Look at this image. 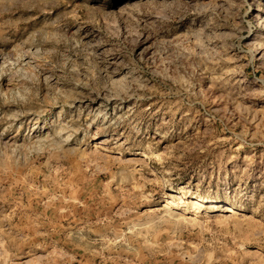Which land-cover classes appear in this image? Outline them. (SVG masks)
Returning a JSON list of instances; mask_svg holds the SVG:
<instances>
[{
	"label": "rangeland",
	"instance_id": "1",
	"mask_svg": "<svg viewBox=\"0 0 264 264\" xmlns=\"http://www.w3.org/2000/svg\"><path fill=\"white\" fill-rule=\"evenodd\" d=\"M0 264H264V0H0Z\"/></svg>",
	"mask_w": 264,
	"mask_h": 264
},
{
	"label": "bare ground",
	"instance_id": "2",
	"mask_svg": "<svg viewBox=\"0 0 264 264\" xmlns=\"http://www.w3.org/2000/svg\"><path fill=\"white\" fill-rule=\"evenodd\" d=\"M169 198H171V195H169ZM220 211H221V213L224 212L225 213V216L226 215H230L233 212V210L230 207L222 208V209H220ZM221 216L222 217H225L224 214H221Z\"/></svg>",
	"mask_w": 264,
	"mask_h": 264
}]
</instances>
